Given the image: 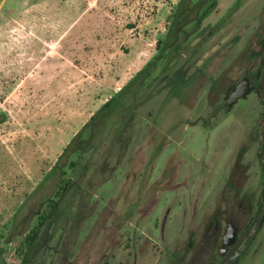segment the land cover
<instances>
[{
    "label": "rangeland",
    "instance_id": "obj_1",
    "mask_svg": "<svg viewBox=\"0 0 264 264\" xmlns=\"http://www.w3.org/2000/svg\"><path fill=\"white\" fill-rule=\"evenodd\" d=\"M263 14L264 0H0L2 28L14 23L13 32L28 26L42 34L32 32L50 52L34 42L33 62L57 49L65 61L64 108L57 111V98L39 92L41 74L55 76L54 67L0 62V112L6 114L0 123V264H186L191 255L182 256L183 250L203 248L220 203L233 200L231 179L246 171V188L249 183L256 197L264 194L260 98L252 93L229 112L210 107L214 83L237 76L235 56L258 34ZM153 32V75L139 89L138 82L126 88L124 112L118 107L83 129L125 82L121 77L112 89L107 78L128 76L119 73L130 57L126 39ZM206 59L211 62L198 74ZM73 67L80 76L77 97ZM181 71L192 76L187 96L168 87ZM60 89L54 84L49 94ZM80 131L87 167L27 247V235L62 182L49 173ZM253 246L238 264H264V226Z\"/></svg>",
    "mask_w": 264,
    "mask_h": 264
},
{
    "label": "flooded vegetation",
    "instance_id": "obj_2",
    "mask_svg": "<svg viewBox=\"0 0 264 264\" xmlns=\"http://www.w3.org/2000/svg\"><path fill=\"white\" fill-rule=\"evenodd\" d=\"M200 52H203V50L200 49ZM193 57L194 56L191 53L190 58ZM235 58H237V60H235V73H237V76L232 77L227 84L223 83L222 85L215 87L214 77L210 76L209 85L214 83L211 91L217 95L215 101L210 105V107H212V110L215 113L231 111L241 98L231 105L228 104V98L239 84L244 83L249 92L242 97V99L247 98L252 93H256L262 102V111L264 112V97L262 95V91H264V17L261 18L258 34H253V39L250 40V43L241 47ZM260 58L261 61H259ZM192 60H189L188 62H192ZM210 62L206 59L202 66L197 67L200 70L198 71V74H201L203 66L208 65ZM191 77L192 76H186L185 71L183 74L182 71L175 72V76H172L171 78L173 80L171 89L175 92V94L180 91L184 94L183 96L189 95V92H187L186 89L193 83L190 79ZM195 77L196 76H194V78ZM260 140L262 147L259 156L260 161L263 164L262 154L264 151V127ZM241 157L242 156H240L239 161ZM248 174L250 173L245 171V176L240 178L242 177V173H238V178H240L239 180H236L234 177V181L232 179L229 181V185L233 187L231 190L233 200L227 201L225 205H221L220 203L217 210L218 212H215L216 217L213 221V226L211 227L214 232L205 234L203 238L204 242H202L203 248H188L183 250L185 254H182V256L185 257L191 255L190 262H194L195 264H227L229 260L241 250L242 253L238 259L233 262V264H238L243 256L250 254L254 250L253 245L264 226V219L254 238L251 240L249 237L263 207L264 194L256 197V195L251 193L249 190V183L248 188H246L247 181H249ZM242 196L245 199H249L248 203L243 202ZM223 225L225 226L221 235ZM230 227L234 229L235 233L233 236L228 237L226 242L225 236ZM191 244L193 245L194 242L191 241L190 245ZM175 252L176 251H174L173 254L174 257L177 255ZM182 262L180 261L177 264ZM190 262L185 263L191 264Z\"/></svg>",
    "mask_w": 264,
    "mask_h": 264
},
{
    "label": "crops",
    "instance_id": "obj_3",
    "mask_svg": "<svg viewBox=\"0 0 264 264\" xmlns=\"http://www.w3.org/2000/svg\"><path fill=\"white\" fill-rule=\"evenodd\" d=\"M157 19L154 18L152 19L153 21H156ZM151 21V19H150ZM150 22H147L148 24ZM155 23V22H153ZM143 25V24H142ZM151 25V24H150ZM14 26V23H10L9 27L4 26L3 28L0 26V31L2 30H7V33L3 38L0 37V54L5 55V59L8 61L2 60L0 57V62L2 63H13L14 66H19L18 64L21 63L20 61L25 62L26 68L31 70L32 68L35 67H40L41 69H51L54 67L56 71H54L51 75L55 76H50L49 72L46 71V73L41 74V85L39 92L42 96L45 95H51L56 97L57 99L53 101L52 106L55 107L56 111L61 107L64 108V100L63 97L65 95L64 91V71L63 68L65 66V61L62 58L64 55L63 50H58L56 54L53 55V57L46 56L45 60H40V62L31 60V55H32V50L30 49V46L36 42L37 44H40L41 48H43L47 51H49V48H46L45 44L41 42L40 39L37 37H41L42 34L39 32L32 31L28 26L27 28L24 29H19L15 32L12 31V27ZM150 27V26H149ZM5 28V29H4ZM155 31V29H154ZM32 32L36 33L35 35H32ZM42 32V31H41ZM48 32H45L44 35L47 36ZM22 35H25V40L20 39ZM152 35V36H151ZM128 36V35H127ZM154 37V32L150 35H144V33H141L139 37L133 36L132 34L126 39V44L123 46V50L126 51L125 53L127 55H130V57H124L123 62L121 63L120 66V75H124L125 73H128V76H113V77H108V83L111 86L112 89L117 88V85L119 84V80L121 77H125V82L123 83V86L118 87L117 89H122L130 80L131 78L138 72L140 71L146 63L153 57L155 53V39ZM18 39V41L16 40ZM8 42V46H1V43ZM110 47L106 46L105 48ZM63 49V48H62ZM43 51V49H42ZM79 51V49H78ZM75 52V51H73ZM25 53V55H22ZM146 53H149L150 55L145 56ZM3 55V56H4ZM7 55V56H6ZM44 55V53H42ZM74 68V67H73ZM1 70V69H0ZM130 70H133L132 72ZM130 71V72H129ZM1 72V71H0ZM72 76V83H73V88H72V95L76 97L79 95L77 93V90L75 91L76 86L80 83V76L74 72ZM130 73V74H129ZM2 75V74H1ZM26 81L30 82V84H33L34 81L32 80V77L26 76ZM58 84L61 85V89L57 93H50L49 94V88L54 85ZM116 89V90H117ZM59 97H61V100H59ZM107 101V100H106ZM105 101V102H106Z\"/></svg>",
    "mask_w": 264,
    "mask_h": 264
},
{
    "label": "trees",
    "instance_id": "obj_4",
    "mask_svg": "<svg viewBox=\"0 0 264 264\" xmlns=\"http://www.w3.org/2000/svg\"><path fill=\"white\" fill-rule=\"evenodd\" d=\"M173 37L170 36L169 41L170 43L173 42L172 41ZM197 51H194L192 53V55H196ZM156 62L157 59L156 58H151L146 65L140 70L138 71L132 78L131 80L118 92V94L116 96H113L111 98H109L101 107L100 109L92 115V117L90 118V121L87 122L84 125V128H87L91 125V122L94 121L95 119L101 117L104 118L108 112H115V110L119 107L122 109V111H125V101L124 98L122 96V94L125 92L126 88L128 86H130V84H134L135 82L138 84L136 85V88L139 89L140 88V83L142 81H144V79H147L149 77H151L153 75V72L156 70ZM173 83L172 79L168 80V87H171V84ZM136 91H134V93L132 94L133 98L137 95V93H135ZM170 92L173 93V90L170 88ZM171 93V94H172ZM136 94V95H135ZM128 104V103H127ZM123 111V112H124ZM6 120V114L1 113L0 112V123L4 122ZM92 130V135L95 136V132L93 133L94 128H91ZM99 130V129H98ZM91 135V137H92ZM81 136V131L76 135V137L65 147L63 153L59 156V159L57 161V163L54 165V167L51 169V172L49 173V175L51 176H56L58 174H60V177H62V182L60 183L59 187L57 188V190L54 193V196L51 197L48 201H49V206L48 208L40 214L39 217V222L38 224L33 227L30 231V233L27 235L26 237V244L27 247L33 246L34 243L36 242L37 238L39 237L42 229L44 228V226L46 225V222L48 221V219L51 217V215L54 213V211L59 207L60 203L62 202L63 198L65 197L68 189L74 185L75 183H77L79 181V178L81 176V169L82 167H87V163L89 161L88 158L87 162L82 161L85 158L86 155V150L83 148H87L88 147V143L83 142V144H78L77 143V139ZM77 148V152L74 151ZM78 151H80V153H78ZM79 155L81 154V156H77L76 158H73L69 163H68V158L72 157L71 155ZM67 164H69V167H67ZM70 174L69 177H67L66 175ZM49 177V176H48Z\"/></svg>",
    "mask_w": 264,
    "mask_h": 264
},
{
    "label": "water",
    "instance_id": "obj_5",
    "mask_svg": "<svg viewBox=\"0 0 264 264\" xmlns=\"http://www.w3.org/2000/svg\"><path fill=\"white\" fill-rule=\"evenodd\" d=\"M261 61V58L260 60ZM249 92V90L246 88V85L244 83H241L239 84L231 93V95L229 96L228 98V104L231 105V104H234L236 101H238L240 98L244 97L247 93ZM262 95L264 97V91H262ZM262 161H263V164H264V151H263V154H262ZM264 219V203H263V207L261 209V212L259 214V217H258V220L254 226V229L252 230V233L250 235V239L252 240L255 236V234L257 233V231L259 230L260 228V225L262 223ZM235 233L234 229L233 228H229L228 230V233L226 234L225 236V240L228 238V237H231L233 236ZM227 242V240H226ZM241 250L239 252H237L230 260L227 264H233L234 261H236L238 259V257L240 256L241 254Z\"/></svg>",
    "mask_w": 264,
    "mask_h": 264
}]
</instances>
